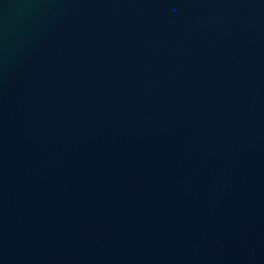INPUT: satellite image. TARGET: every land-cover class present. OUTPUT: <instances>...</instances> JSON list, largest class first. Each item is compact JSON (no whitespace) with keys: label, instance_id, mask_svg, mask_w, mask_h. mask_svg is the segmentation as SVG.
<instances>
[{"label":"water","instance_id":"1","mask_svg":"<svg viewBox=\"0 0 264 264\" xmlns=\"http://www.w3.org/2000/svg\"><path fill=\"white\" fill-rule=\"evenodd\" d=\"M0 264H264V0H0Z\"/></svg>","mask_w":264,"mask_h":264}]
</instances>
